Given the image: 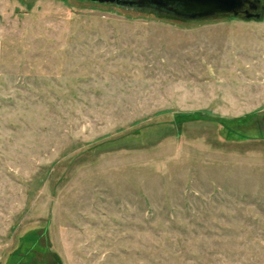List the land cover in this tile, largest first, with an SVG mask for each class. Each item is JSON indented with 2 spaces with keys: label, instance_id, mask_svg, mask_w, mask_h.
Returning a JSON list of instances; mask_svg holds the SVG:
<instances>
[{
  "label": "rangeland",
  "instance_id": "obj_1",
  "mask_svg": "<svg viewBox=\"0 0 264 264\" xmlns=\"http://www.w3.org/2000/svg\"><path fill=\"white\" fill-rule=\"evenodd\" d=\"M0 264H264V9L0 0Z\"/></svg>",
  "mask_w": 264,
  "mask_h": 264
},
{
  "label": "water",
  "instance_id": "obj_2",
  "mask_svg": "<svg viewBox=\"0 0 264 264\" xmlns=\"http://www.w3.org/2000/svg\"><path fill=\"white\" fill-rule=\"evenodd\" d=\"M98 3H115L132 6L133 0H90ZM135 6L153 7L167 11L186 20H195L213 15L241 16L244 19H260L263 6L260 0H138ZM175 6V7H174ZM259 8V10H257Z\"/></svg>",
  "mask_w": 264,
  "mask_h": 264
},
{
  "label": "flooded vegetation",
  "instance_id": "obj_3",
  "mask_svg": "<svg viewBox=\"0 0 264 264\" xmlns=\"http://www.w3.org/2000/svg\"><path fill=\"white\" fill-rule=\"evenodd\" d=\"M137 1H138V0H133V2H134L133 5L137 4V3H136ZM174 7H175V6H174ZM257 10H259V8H258ZM164 11H165V10H164Z\"/></svg>",
  "mask_w": 264,
  "mask_h": 264
}]
</instances>
